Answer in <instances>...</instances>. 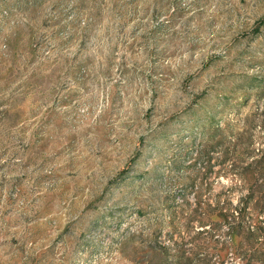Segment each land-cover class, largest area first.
<instances>
[{
    "label": "rangeland",
    "instance_id": "374dc122",
    "mask_svg": "<svg viewBox=\"0 0 264 264\" xmlns=\"http://www.w3.org/2000/svg\"><path fill=\"white\" fill-rule=\"evenodd\" d=\"M263 143L264 0H0V264L171 261Z\"/></svg>",
    "mask_w": 264,
    "mask_h": 264
},
{
    "label": "trees",
    "instance_id": "16d2710c",
    "mask_svg": "<svg viewBox=\"0 0 264 264\" xmlns=\"http://www.w3.org/2000/svg\"><path fill=\"white\" fill-rule=\"evenodd\" d=\"M259 152L246 166L240 165V156H230L234 181L224 191L225 200L219 199L205 207L200 203L189 217H184L185 224L173 219L172 229L180 238L174 240L175 253L171 261L167 246L158 247L142 240L132 248L136 262L221 264L240 261L243 264H264V146ZM235 195L238 201L233 203ZM194 220L199 222V228L186 242L182 234L192 230ZM222 228H227L229 233L224 241L217 237Z\"/></svg>",
    "mask_w": 264,
    "mask_h": 264
}]
</instances>
